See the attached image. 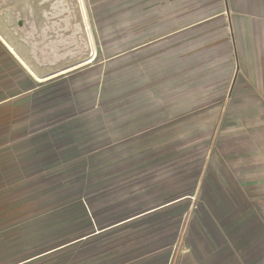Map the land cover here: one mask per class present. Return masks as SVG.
<instances>
[{"label": "rangeland", "instance_id": "374dc122", "mask_svg": "<svg viewBox=\"0 0 264 264\" xmlns=\"http://www.w3.org/2000/svg\"><path fill=\"white\" fill-rule=\"evenodd\" d=\"M0 28L41 78L10 65L0 264L194 260L225 167L264 170V0H0Z\"/></svg>", "mask_w": 264, "mask_h": 264}, {"label": "crops", "instance_id": "0c3cea01", "mask_svg": "<svg viewBox=\"0 0 264 264\" xmlns=\"http://www.w3.org/2000/svg\"><path fill=\"white\" fill-rule=\"evenodd\" d=\"M7 32V28H0V127L13 129L16 122L9 115L17 111L23 91L9 68L11 63L28 66L23 55L8 42ZM28 71L41 80L30 68ZM11 144L10 138H0V150L8 151ZM6 160L7 155L0 156V162ZM225 168L229 181L212 186L210 206L214 215L200 219L204 243L197 245L194 260L185 256L187 264H264V184L256 185L252 180L255 173L264 170L246 160Z\"/></svg>", "mask_w": 264, "mask_h": 264}, {"label": "bare ground", "instance_id": "6f19581e", "mask_svg": "<svg viewBox=\"0 0 264 264\" xmlns=\"http://www.w3.org/2000/svg\"><path fill=\"white\" fill-rule=\"evenodd\" d=\"M25 64V63H24ZM31 73V72H30ZM41 79V78H40Z\"/></svg>", "mask_w": 264, "mask_h": 264}]
</instances>
